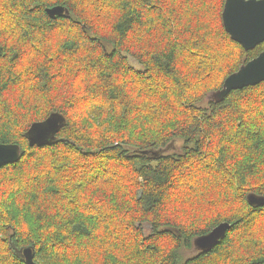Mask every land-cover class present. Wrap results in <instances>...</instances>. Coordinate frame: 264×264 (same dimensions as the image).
<instances>
[{
  "label": "trees",
  "instance_id": "16d2710c",
  "mask_svg": "<svg viewBox=\"0 0 264 264\" xmlns=\"http://www.w3.org/2000/svg\"><path fill=\"white\" fill-rule=\"evenodd\" d=\"M55 6L70 16L51 18ZM223 6L0 0V88L9 102L0 135L10 141L20 124L43 119L42 106L84 101L64 106L56 144H29L0 170V264H21L27 248L37 264H264V205L248 204L212 251L189 254L185 243L201 216L232 211V187L264 179V82L222 102L203 98L210 76L228 78L264 51V43L245 51L221 20L209 23ZM216 136L241 154L239 167L201 162ZM33 152L47 155L34 161Z\"/></svg>",
  "mask_w": 264,
  "mask_h": 264
},
{
  "label": "snow or ice",
  "instance_id": "6c2138e0",
  "mask_svg": "<svg viewBox=\"0 0 264 264\" xmlns=\"http://www.w3.org/2000/svg\"><path fill=\"white\" fill-rule=\"evenodd\" d=\"M198 2L208 4L210 9L214 8L218 3H223L222 15L219 17L214 12H209V23L215 25L218 19L221 20L223 28L231 34V38L245 48L264 42V38H260L261 23L259 18V8L260 6H264V0H238V3L232 11H229V0H198ZM226 14L227 19L225 18ZM112 39L111 37H105L106 42L109 44H111ZM220 46H223V42L220 43ZM253 65L244 67L237 75L231 76L230 79L225 76H219L217 78L210 76L209 82L204 86L203 90L207 95L203 96L202 93L203 98L208 101L222 100L233 89H243L245 86L257 82L258 80L251 71ZM3 66V63L0 62V68H3ZM26 66L32 68L33 72L37 70L33 68L31 63ZM26 75L29 74L26 73ZM81 86L83 87V85ZM217 92H220L221 95H215ZM78 100L79 97L77 100L71 98L64 100L62 98V104L59 106L49 105L47 108H43L42 106L43 111L47 113L43 119L27 121L23 124L17 121L16 123L20 124V126L14 128V138L10 141L0 135V169L18 160L21 150L27 151L29 144L43 148L49 144H56L58 140L62 139L61 132L64 128V122L61 116L63 115L64 106L71 104L74 108L82 107L84 101L79 100V103H77ZM8 103L5 90L0 88V111H3L8 106ZM261 127L264 128V122H262ZM222 139L224 137L216 136L207 142L206 146L201 149V151L205 152V156L201 157V162L222 165L224 168H227L228 164H231L233 168L239 167L238 161L241 154L232 151L230 145L216 143V141ZM218 153L219 157L217 156ZM46 155L44 152L32 153L34 161L39 162H43ZM250 190H254L255 193L264 196V183L249 184L247 190L245 189L243 181L239 185L232 187L233 195L229 197V208L232 211L223 217L220 214L201 216L196 221V230L188 232L185 243H188L190 239L194 246L193 251L197 248L203 251H212L215 249L224 240L226 232L231 231V229L227 228V224L234 217L248 215L247 212H243L242 210L247 208L248 204L254 205L257 203L254 200H247ZM261 203H264V201ZM221 225L225 226L222 227ZM57 227L59 228L60 226L57 225ZM257 233L259 239L264 241V217H261L257 223ZM25 255L27 256V264H31V255ZM21 264H25L24 257H21Z\"/></svg>",
  "mask_w": 264,
  "mask_h": 264
},
{
  "label": "water",
  "instance_id": "95a60500",
  "mask_svg": "<svg viewBox=\"0 0 264 264\" xmlns=\"http://www.w3.org/2000/svg\"><path fill=\"white\" fill-rule=\"evenodd\" d=\"M237 3H238V0H229V4H228L229 11H232L234 9V7L236 6ZM46 12L53 19L58 18V17H69L70 16V11L68 9H66L65 7H63V6H55V7L48 8L46 10ZM225 18L227 19V14H226V17ZM259 18H260V23H261L260 38H264V6H260V8H259ZM226 32H227V30H226ZM228 34L231 37V34L230 33H228ZM234 42L238 43L237 41H234ZM262 43H264V42L255 44L254 46L248 47V48H245L241 44L240 45L245 49V51H250V50L255 49L258 45H260ZM252 64H254V65L252 66L251 71H252L254 77L258 81L255 82V83L249 84V85L245 86L244 88L252 87V86H257V85L263 83L264 82V51L259 56H257L256 58H254L253 60L249 61L246 64H243L241 66V68L237 72L233 73L228 78L230 79L231 76L237 75L239 73V71H241L244 67H247L248 65H252ZM236 90H240V89H233L232 91H236ZM215 95L219 96V95H221V93L220 92H217V93H215ZM227 96H224V98L222 100H218L216 102H222V101H224ZM30 146L31 147H34L36 145H30ZM161 152H163V151H161ZM21 158H22V154L20 153L19 159L16 160L15 162H13V163L8 164V165H12V164L18 163L21 160ZM249 200L256 201L257 203L254 204V205H258V206L264 205V203H261L262 201H264V198H258L256 196H253L252 195V196L249 197ZM221 226L224 227L225 225H221ZM231 227H232V225L230 223H228L227 224V228L231 229ZM226 234H227V232H226ZM196 250L203 251V250L198 249V248ZM25 254L31 255V257H32L31 264H37L35 262V260H34L35 255H34L33 250L31 248H27L26 250H24V257H25L26 263H27V256Z\"/></svg>",
  "mask_w": 264,
  "mask_h": 264
},
{
  "label": "clouds",
  "instance_id": "9594fccd",
  "mask_svg": "<svg viewBox=\"0 0 264 264\" xmlns=\"http://www.w3.org/2000/svg\"><path fill=\"white\" fill-rule=\"evenodd\" d=\"M105 36H106V37H111V38H113L112 41L118 39L116 33H113V32H111V31L108 32V33H106ZM78 95H86V93L83 91V87H82V86L80 87V92L78 93ZM69 115H71V113H69ZM260 183H264V179H261V180H260ZM249 184H252V181H251V180H249ZM245 189L247 190L246 187H245ZM231 195H233V193H232ZM242 211H243V212H247L248 210H247V208H244ZM226 215H228V213H227ZM226 215H225V216H226ZM24 230L26 231L27 229H24ZM257 236H258V233H257ZM258 238H259V236H258Z\"/></svg>",
  "mask_w": 264,
  "mask_h": 264
},
{
  "label": "rangeland",
  "instance_id": "374dc122",
  "mask_svg": "<svg viewBox=\"0 0 264 264\" xmlns=\"http://www.w3.org/2000/svg\"><path fill=\"white\" fill-rule=\"evenodd\" d=\"M132 64H134L135 66H137V64L134 61H132ZM177 146H180L179 143H177ZM147 229H149V227H147ZM195 251H198V250L195 249ZM189 254H194V251H192V253H189Z\"/></svg>",
  "mask_w": 264,
  "mask_h": 264
}]
</instances>
